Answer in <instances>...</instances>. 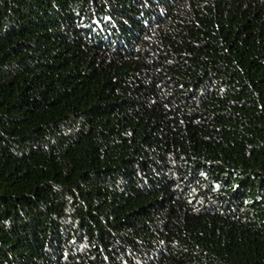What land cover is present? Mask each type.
<instances>
[{
	"label": "trees",
	"instance_id": "1",
	"mask_svg": "<svg viewBox=\"0 0 264 264\" xmlns=\"http://www.w3.org/2000/svg\"><path fill=\"white\" fill-rule=\"evenodd\" d=\"M0 264H264V0H0Z\"/></svg>",
	"mask_w": 264,
	"mask_h": 264
}]
</instances>
